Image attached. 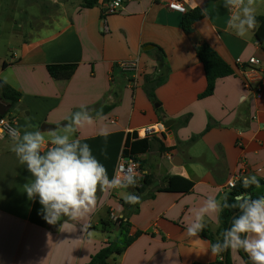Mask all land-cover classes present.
I'll return each mask as SVG.
<instances>
[{
	"label": "crops",
	"instance_id": "1",
	"mask_svg": "<svg viewBox=\"0 0 264 264\" xmlns=\"http://www.w3.org/2000/svg\"><path fill=\"white\" fill-rule=\"evenodd\" d=\"M27 1L33 6L25 18L27 33L12 25L17 0L8 8L2 4L7 0L0 3V80L22 94L11 114L19 138L0 139V264H88L111 240L110 233L118 235L102 229L112 215L130 222L131 236L142 234L122 255L112 257L111 264H216L220 253L212 254L211 241L200 234L189 237L185 226L208 199L221 206L234 176L243 180L254 175L264 182V89L258 99L235 63L257 57L264 76V51L255 29L236 35L228 20L240 10L229 12L224 0H185L187 13L199 8L205 15L191 35L182 29L184 14L171 11L168 0H123L124 8L116 14H105L110 0H99L92 8H84L83 0ZM201 43L234 70L205 99H199L207 87L205 70L195 51ZM132 60H139L138 77L118 67ZM57 65L77 66L68 82L50 75L48 67ZM163 66L168 79L155 90L160 104H154L145 85L161 77ZM80 111L81 124L66 130L68 120ZM187 115L183 126L180 121ZM159 121L174 122L164 137L148 139L147 152L136 148V185L126 181L98 192L96 208L85 220L65 217L60 225H50L38 198L28 199L24 185L31 173L11 151L24 134L44 133L45 150L52 131L78 138L91 147L112 180L124 151L130 152L135 139L144 140L137 132ZM144 175L152 184L138 208L136 203L123 205L125 195L137 196ZM174 176L192 181L193 189L159 192ZM256 193L264 195V187ZM220 212L204 214V230L215 239ZM230 250L232 264H245L240 250Z\"/></svg>",
	"mask_w": 264,
	"mask_h": 264
},
{
	"label": "clouds",
	"instance_id": "2",
	"mask_svg": "<svg viewBox=\"0 0 264 264\" xmlns=\"http://www.w3.org/2000/svg\"><path fill=\"white\" fill-rule=\"evenodd\" d=\"M256 0H224V7L231 12L239 9V14L231 15L229 28L235 34L243 36L255 29ZM84 119H90L84 117ZM81 124V114L76 113L66 130H73V125ZM9 135H11L9 133ZM52 137L50 147L45 150V135L41 131L23 135V142L11 146L19 163L26 165L32 179L24 185L29 200L38 198L42 206V217L50 225L61 224L63 218L82 221L96 208L98 192H104L109 186L115 187L116 180H110L105 166L93 155L87 143L76 138L70 140L67 135ZM2 138V137H0ZM19 137H12L18 139ZM127 175V174H126ZM131 186L136 184L129 180ZM260 187L256 176H245L243 187ZM127 186V185H125ZM127 203L139 202V197L125 195ZM226 201V197L224 198ZM231 206L227 202L223 207L238 208L240 215L231 221V227L222 233L223 242L211 245L212 254H219L228 249L243 250L251 264H264V195L253 199L247 194H240ZM221 211L215 199H208L206 206L196 214L195 219L185 226L189 237H197L205 229L204 214Z\"/></svg>",
	"mask_w": 264,
	"mask_h": 264
},
{
	"label": "trees",
	"instance_id": "3",
	"mask_svg": "<svg viewBox=\"0 0 264 264\" xmlns=\"http://www.w3.org/2000/svg\"><path fill=\"white\" fill-rule=\"evenodd\" d=\"M99 0H83L82 6L84 8H92L97 5ZM111 1V0H110ZM205 17L203 11L199 8H195L194 10L184 14V17L181 22V26L185 34L191 35L194 32V25L203 20ZM257 25L255 27V36L257 43L264 51V15L257 16ZM195 51L197 57L203 64L206 80H207V87L206 90L199 95V99H205L212 96L215 92V86L219 79L226 78L234 74V70L228 65L224 59L217 53L215 49H213L207 43L198 44L195 47ZM164 54V53H163ZM119 67V66H118ZM77 66L76 65H57V66H49L48 71L52 78L57 82L66 83L68 82L75 73ZM120 68V67H119ZM163 70V71H162ZM165 70V71H164ZM161 77L155 81H148L145 85V91L152 103L160 104L157 96L155 94V90L165 84L167 82V75H166V68L163 66L161 69ZM22 99V94L18 92L16 89L12 88L6 82L0 80V102L9 106V110L5 116H9L12 111L17 109L20 101ZM113 106L105 107L106 111H110L114 108ZM158 113L162 116L164 112L161 108L157 109ZM80 113V112H75ZM73 114V116H74ZM73 116L68 120V123H72ZM1 118V116H0ZM190 119V115L185 116L181 121V125H187ZM212 128V124H210L205 131L208 132ZM194 139V138H193ZM149 140H138L135 139L130 146V152L128 153L130 156L134 157L136 160V148L141 152H147L149 150ZM124 155H128L126 151L123 153ZM260 187H264V182L259 181ZM152 184V179L150 177L144 175L141 179L140 186L137 187V196L139 197V202L136 203L137 208L140 201L143 199L141 196L146 192L147 188ZM194 187V183L184 177L174 176L169 177L165 181V185L159 189V192L165 193H189ZM260 187H256L255 185H251L245 189L243 187V181L239 182L235 188L230 190L223 199L221 204V212L219 217L220 222V234L219 239H215L213 236L210 235L209 231L203 230L200 235L204 238H207L211 241L212 244L219 242H223V235L222 233L225 232L228 228L230 220L236 214L234 218L240 215V210L238 208L223 207L224 203L227 202L228 205H232L236 202L235 198L240 194H247L251 196L253 199L262 196L258 195L256 192ZM142 199H141V198ZM127 202L124 201L122 204H126ZM133 206L129 209L130 213H132ZM138 210V209H137ZM127 215V216H129ZM233 218V219H234ZM130 222L125 219V217L119 218L117 221H114L111 217L109 220H106L102 224V229L116 231L118 235L114 238L109 240L105 247H103L99 252L91 257V260L88 264H111L110 259L114 256L122 255L134 242L135 240L142 234L138 233L135 236L130 235ZM240 253L245 261V264H251V261L248 259L247 255L240 250ZM225 259V251L220 253V259L216 264H224ZM226 264H232L231 259V250L226 254Z\"/></svg>",
	"mask_w": 264,
	"mask_h": 264
},
{
	"label": "built area",
	"instance_id": "4",
	"mask_svg": "<svg viewBox=\"0 0 264 264\" xmlns=\"http://www.w3.org/2000/svg\"><path fill=\"white\" fill-rule=\"evenodd\" d=\"M167 6L171 11H175L181 14H186L187 9L185 6V0H168ZM124 8L123 0H111L109 3L105 14H116L119 13ZM237 68L241 74L245 76V86L252 91L256 97L259 99L263 94V73L261 71L262 61L257 57H252L248 60L247 64L238 58L235 61ZM247 65L249 68H247ZM119 67L125 72L130 74L132 77H138L140 74L139 60L125 61L119 64ZM114 123V122H113ZM167 132V127L165 122L159 121L155 124L149 125L140 129L137 132V136L143 139L150 138H162ZM9 133L11 135H9ZM19 136V130L15 123V120L11 116H4L0 118V139H12V137ZM172 159V157H169ZM139 162L132 156L122 155L119 159L116 169V185L133 180L139 176ZM127 174V175H126ZM243 181L240 175L231 178L226 188L232 190L236 185ZM122 217H115L112 215V219L117 221Z\"/></svg>",
	"mask_w": 264,
	"mask_h": 264
},
{
	"label": "rangeland",
	"instance_id": "5",
	"mask_svg": "<svg viewBox=\"0 0 264 264\" xmlns=\"http://www.w3.org/2000/svg\"><path fill=\"white\" fill-rule=\"evenodd\" d=\"M7 0L6 3L3 4V8H8L10 7L9 4L13 3L15 0ZM2 0H0V3ZM256 9H257V14L264 15V0H256ZM33 8V6H30L28 4L27 0H17V6L14 9V11H17V15H15V18L17 20L16 23H13L12 25H15L17 29L25 31V33L29 32L30 27L27 25V22L25 21V18H28L27 15L30 14V10ZM36 10V8H35ZM10 11H12V7L10 8ZM38 12V11H36ZM7 37H5V42H7ZM4 42V43H5ZM13 112V111H12ZM12 112L10 113L9 116H11ZM110 238L114 239V234L110 233Z\"/></svg>",
	"mask_w": 264,
	"mask_h": 264
},
{
	"label": "water",
	"instance_id": "6",
	"mask_svg": "<svg viewBox=\"0 0 264 264\" xmlns=\"http://www.w3.org/2000/svg\"><path fill=\"white\" fill-rule=\"evenodd\" d=\"M9 108H10L9 106H7V105H5V104H3V103L0 102V116H1V117H4V116L7 114ZM171 122H174V121H167V122H165V125H166L167 129L171 127V125H172ZM235 216H236V214H235V215L232 217V219L230 220V223H229V225H228L227 230L231 227V221L233 220V218H234ZM228 251H229V249L225 251L224 264H226V254H227Z\"/></svg>",
	"mask_w": 264,
	"mask_h": 264
}]
</instances>
